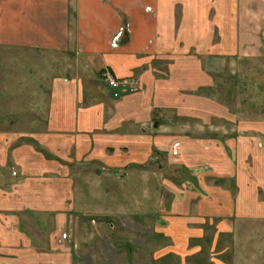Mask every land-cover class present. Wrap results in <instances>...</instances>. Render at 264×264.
<instances>
[{"label":"rangeland","instance_id":"1","mask_svg":"<svg viewBox=\"0 0 264 264\" xmlns=\"http://www.w3.org/2000/svg\"><path fill=\"white\" fill-rule=\"evenodd\" d=\"M161 49L176 51L170 40ZM169 51L118 77L124 83L116 97L105 81L115 75L88 57L0 48L1 139L43 151L51 184L71 186L75 207L56 213L74 220L61 237L75 251V231L84 242L97 228L128 264H234L235 256L255 264L250 251L260 256L264 241L251 249L236 242L232 218L219 217L218 188L233 194V179L219 184L218 151L233 155L225 139L264 141V61L180 67ZM25 58L14 76L13 65ZM59 74L82 80L81 106L107 108L97 129L76 132L91 141L82 153L61 155L27 136L46 121L43 110L32 111L47 106L50 79Z\"/></svg>","mask_w":264,"mask_h":264},{"label":"crops","instance_id":"2","mask_svg":"<svg viewBox=\"0 0 264 264\" xmlns=\"http://www.w3.org/2000/svg\"><path fill=\"white\" fill-rule=\"evenodd\" d=\"M125 23L127 32L115 46ZM168 40L175 52L161 49ZM0 48L85 56L116 78L129 77L131 69L161 50L175 56V66L224 67L227 61L235 66L239 60L256 65L264 61V0H0ZM27 59L15 62L14 76ZM61 75L50 79L47 106L32 111L40 115L43 110L46 121L30 126L34 132L27 136L61 155L69 148L82 153L91 141L76 132L97 129L107 108L100 102L81 106L82 80ZM1 137L0 264H128L97 228L84 242L75 231L76 251L71 249L61 235L74 227V220L56 213L75 207L71 186L51 184V161L43 151L14 146L17 139L4 144ZM225 145L233 155L218 151L223 157L219 184L232 178L233 194L218 188L219 217L232 218L235 241L249 242L251 249L264 241V141L230 138ZM11 167L14 173L8 171ZM251 252L249 261L264 264V250L260 256Z\"/></svg>","mask_w":264,"mask_h":264},{"label":"built area","instance_id":"3","mask_svg":"<svg viewBox=\"0 0 264 264\" xmlns=\"http://www.w3.org/2000/svg\"><path fill=\"white\" fill-rule=\"evenodd\" d=\"M124 31V28H122L121 32L119 34H117V36L114 38V41H113V44L116 46L118 45V42H119V39L121 37V34L123 33ZM106 83L111 87L113 88L114 90H117L115 92V96H119V91L120 89L123 87V83L122 82H119L118 79L110 74H108L106 76V79H105Z\"/></svg>","mask_w":264,"mask_h":264}]
</instances>
